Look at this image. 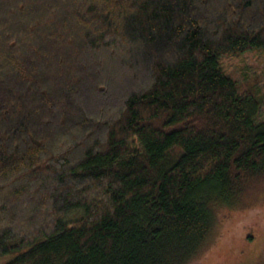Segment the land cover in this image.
I'll list each match as a JSON object with an SVG mask.
<instances>
[{"label": "trees", "instance_id": "obj_1", "mask_svg": "<svg viewBox=\"0 0 264 264\" xmlns=\"http://www.w3.org/2000/svg\"><path fill=\"white\" fill-rule=\"evenodd\" d=\"M249 49L264 0H0L3 264H203L264 204Z\"/></svg>", "mask_w": 264, "mask_h": 264}, {"label": "rangeland", "instance_id": "obj_2", "mask_svg": "<svg viewBox=\"0 0 264 264\" xmlns=\"http://www.w3.org/2000/svg\"><path fill=\"white\" fill-rule=\"evenodd\" d=\"M224 72L240 84L239 90L258 95L256 120L264 118V49H249L239 55L222 56ZM264 204L245 208L228 215L223 222V233L217 246L203 264H253L264 250ZM14 254L0 257V264Z\"/></svg>", "mask_w": 264, "mask_h": 264}]
</instances>
